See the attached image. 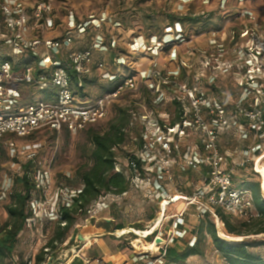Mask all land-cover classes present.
I'll return each mask as SVG.
<instances>
[{
    "label": "rangeland",
    "instance_id": "1",
    "mask_svg": "<svg viewBox=\"0 0 264 264\" xmlns=\"http://www.w3.org/2000/svg\"><path fill=\"white\" fill-rule=\"evenodd\" d=\"M51 1L64 20L73 12L78 24L90 22L84 36L78 35L79 31L74 29L73 50L94 46L98 39L106 47L104 50L95 48V64L90 75L94 82L87 85L88 98L93 100L106 95V88L116 83L114 80L117 78L106 80L102 77L96 65L100 61L105 63V70L118 78L131 75L138 79L135 89L125 88L113 97L107 118L91 127L104 132L119 107H129L134 112L133 123L129 127L133 129L132 138L117 149L118 165L130 178L131 188L124 195L105 194L100 197L89 207L87 214L78 216L77 234L95 238L91 236L92 227L106 229L102 224L112 220L116 225H124L123 230H116L111 232L113 235L105 237L114 251L116 248L120 250L117 264H169L163 258L162 244H157L156 239L161 237L168 245L180 247L195 240L194 229L211 207L205 195L209 190L204 189L208 167H194L190 163L196 153H202L199 127L186 128L184 121L174 128L171 126L181 109H184L188 121L194 117L186 94L179 88L163 85L160 91L152 88L149 93L145 91V87L150 86L149 82L146 79L142 81L141 72H150L156 65L166 75H173L178 83L195 84L211 101L232 108L243 96L241 85L245 79V69L235 51L238 47L230 39L232 27L239 22L238 14L232 10L244 5L252 8L257 17L264 18V0H244L242 3L239 0ZM174 16L198 19L196 22L186 20L181 26ZM214 31L220 34L215 36ZM60 33L62 35L64 29L47 32L46 36H59ZM21 88L25 102L45 97L43 92L30 90L28 84ZM203 116L207 117L206 111ZM88 129L59 134L42 131L33 138L16 139V149L8 146L11 137L3 141L0 153V224L8 218L6 205L11 201V191L17 188L16 178L23 175V165L33 160V176L39 173L43 179L42 187L33 192L31 207L34 216L28 220L19 236L16 251L6 264H35L37 251L54 235L60 219V207L71 201L74 189L81 187L77 171L88 162L92 149ZM141 138L147 145L145 151L139 147ZM219 140L221 152L230 161H246L244 166L236 167L235 185H243L246 179L261 181V174L256 169L259 158L264 165L263 136L248 132L245 137L243 132L231 127L221 132ZM133 155L144 157V171L139 179L129 167ZM262 193L264 195V191ZM177 195L184 199L173 201ZM177 221L180 224L176 228ZM217 227L218 232L221 229L226 233L225 227ZM146 235L149 236L144 237ZM170 236L178 239V243L170 242ZM70 240L52 251L55 264H106L94 241V244H88V239L80 240L75 235L72 243ZM141 240L156 246L148 249L139 243ZM203 248L204 256H192L187 264H227L210 238L204 241ZM255 251L264 257V246Z\"/></svg>",
    "mask_w": 264,
    "mask_h": 264
},
{
    "label": "built area",
    "instance_id": "2",
    "mask_svg": "<svg viewBox=\"0 0 264 264\" xmlns=\"http://www.w3.org/2000/svg\"><path fill=\"white\" fill-rule=\"evenodd\" d=\"M243 1L239 0L240 3ZM232 13L238 14L239 22L232 27L230 39L238 47L235 51L245 69L241 85L243 96L232 108L211 101L195 84L178 83L173 75H166L156 65L150 72H141L142 81L146 79L149 82L150 91L152 88L160 91L163 85L179 88L188 97L194 117L189 121L185 118L184 126L199 127L202 147V153H196L190 163L194 167H208L204 189L209 190L205 195L211 207L206 212H212L215 222L222 227L224 223L216 216V208L244 220L257 218L259 213L252 191L235 185L236 167L244 166L246 161H230L220 150L219 136L222 131L235 127L245 137L248 132L264 137V18L257 17L252 8L244 5L235 7ZM75 20L73 12L64 20L51 0H0V146L8 135L11 136L8 146L16 149V139H27L42 131L58 134L82 131L107 118L111 101L121 90L137 87L138 79L130 76L125 78L117 92L93 100L75 94L69 68L75 69L80 76L91 75L95 48H106L104 42L98 39L94 46L73 50L74 29L79 31L78 35H83L90 24L87 21L78 24ZM58 28L64 29L62 35L46 36L47 32L55 33ZM218 34L219 31H214L213 35ZM96 65L104 79L116 78V74L104 69L103 61ZM20 67L21 70L18 69ZM27 84L30 90L43 94L48 91V96L25 102L21 87ZM82 85L80 82L79 86ZM204 111L207 112L206 118ZM141 149L147 150V145ZM133 156L143 162L144 169V157ZM133 156L130 157L129 167L139 179L143 171L131 159ZM116 170L123 171L119 165ZM40 176L39 173L34 175L38 187H42ZM179 224L177 221L175 227ZM174 240V236H170L169 241ZM167 246V242L162 244V250Z\"/></svg>",
    "mask_w": 264,
    "mask_h": 264
},
{
    "label": "trees",
    "instance_id": "3",
    "mask_svg": "<svg viewBox=\"0 0 264 264\" xmlns=\"http://www.w3.org/2000/svg\"><path fill=\"white\" fill-rule=\"evenodd\" d=\"M173 18H176L178 20H175L176 23L178 22L181 26L186 20L196 22L198 19L191 16H174ZM88 47L90 46L82 48ZM69 73L73 81L75 94L80 98H88L86 92L87 85L89 82H94V80L90 79V75H78L77 71L72 68H69ZM116 78L114 80L116 83L106 88V95L116 92L127 76H120L119 78L116 76ZM80 82H82V86H79ZM145 91L150 93L149 88L145 87ZM44 95L47 97L48 91H45ZM133 114L134 112H132L131 108L119 107L116 116L109 122V126L104 132L95 131L91 128L94 125L89 126V129L86 128L88 129L89 136H91L92 149L88 162L77 171L78 183H80L81 187L74 189L75 192L71 201L60 207V219L57 221L54 235L47 245L37 251L35 264H46L49 257H52V251L54 250L55 252L59 244H64L69 238H71L70 243H72L73 235L79 236L77 234L78 216L87 214L89 207L98 201L100 197L105 194L124 195L131 188V181L126 172H118L116 167L118 165L119 154L117 153V149L127 144L132 138L131 132L133 129H129V127L133 123ZM185 118L184 109H181L178 119L171 126L174 127V125L183 123ZM65 132L72 133L70 131ZM36 135L38 133L28 138H33ZM6 137L11 136L8 135ZM6 137L1 142L0 153L2 152V144ZM144 145L145 143L141 138L139 147L143 148ZM131 159L137 162L141 172L144 171L141 160L136 156H133ZM33 165V160H29L23 165V175L16 178L17 188H13L9 195L11 201L6 205L8 218L0 225V264H6V260L13 256L20 234L25 230L28 220L34 216L31 201L33 199V192L37 190L38 184H36L33 176ZM67 179L70 180V178ZM240 187H245L252 191L255 208L259 216L251 220L238 219V217L226 213L222 208H216L215 214L224 223L227 235L241 237L244 240L234 242L222 237L218 232L217 223L211 218V212L208 211L206 216L200 219V223L194 229L193 233L196 235L197 240H195L193 245L190 242H187L184 247L168 245L162 251L163 258L167 263L187 264L188 259L192 256H204V241L210 238L213 246L227 264H264V257L255 251L256 248L264 246V237L258 238V236L264 234V195L262 193V182L246 179ZM102 225L108 232L124 229L123 224L116 225L112 220H106ZM174 241L178 243V239Z\"/></svg>",
    "mask_w": 264,
    "mask_h": 264
},
{
    "label": "crops",
    "instance_id": "4",
    "mask_svg": "<svg viewBox=\"0 0 264 264\" xmlns=\"http://www.w3.org/2000/svg\"><path fill=\"white\" fill-rule=\"evenodd\" d=\"M121 230H119V231H121ZM107 234L113 235V233L107 232L106 229L99 228L96 226L92 227L91 236L95 237L92 239L94 240L95 244H97L98 248L101 250V252H102L101 254H102V258L104 259V263H106V264H117L118 256L121 253H120L119 249L116 248V250L114 251L113 248L111 247V245H109L107 238L105 239ZM92 244H94V243H92Z\"/></svg>",
    "mask_w": 264,
    "mask_h": 264
},
{
    "label": "water",
    "instance_id": "5",
    "mask_svg": "<svg viewBox=\"0 0 264 264\" xmlns=\"http://www.w3.org/2000/svg\"><path fill=\"white\" fill-rule=\"evenodd\" d=\"M262 190L264 191L263 185H262ZM219 234H222L223 235L222 237H224V238H226L228 240L234 241V242L243 241L244 240V238H241V237H228L226 235V233L223 232L221 229H219ZM261 236L264 237V234H262ZM78 238L80 240H85V238L81 234L78 236ZM156 243L157 244H165L166 243V240L164 238L158 237L156 239ZM46 264H55L53 257H50L49 260L46 262Z\"/></svg>",
    "mask_w": 264,
    "mask_h": 264
},
{
    "label": "bare ground",
    "instance_id": "6",
    "mask_svg": "<svg viewBox=\"0 0 264 264\" xmlns=\"http://www.w3.org/2000/svg\"><path fill=\"white\" fill-rule=\"evenodd\" d=\"M263 156V155H262ZM258 159V158H257ZM263 159V158H262ZM257 168H258V172H260V174H261V181H262V185H263V188H264V165H262L261 164V159H259V161H258V166H257ZM180 199H184L183 197H181V196H178V197H176V199L174 200L175 202H177L178 200H180ZM164 212H166V211H164ZM163 216L162 217H164V214H162ZM161 220V219H160ZM162 222H163V219L161 220ZM161 222V223H162ZM160 223V224H161ZM91 232V231H90ZM84 233V232H83ZM93 234V233H92ZM86 239H88V244H91L94 240L92 239V238H87V237H85ZM139 243H141V244H143L144 245V247H147L148 249H152V247H154V246H156L154 243H150V244H146V243H143L142 242V240L141 241H139Z\"/></svg>",
    "mask_w": 264,
    "mask_h": 264
}]
</instances>
